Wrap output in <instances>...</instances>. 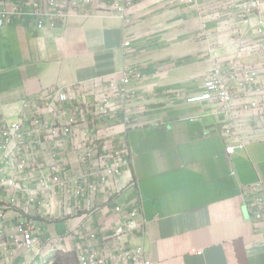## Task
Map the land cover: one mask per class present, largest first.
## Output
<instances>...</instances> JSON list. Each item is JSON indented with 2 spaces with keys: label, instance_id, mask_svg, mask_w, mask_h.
Returning a JSON list of instances; mask_svg holds the SVG:
<instances>
[{
  "label": "crops",
  "instance_id": "crops-1",
  "mask_svg": "<svg viewBox=\"0 0 264 264\" xmlns=\"http://www.w3.org/2000/svg\"><path fill=\"white\" fill-rule=\"evenodd\" d=\"M209 1L172 6L170 0H136L127 23L100 14L95 5L47 21L43 29L32 17L0 27V116L11 121L20 120L23 103L44 88L110 77L125 66L142 73L131 85L145 108L141 124L128 132L133 164L119 179L123 194L113 202L139 196L146 221L126 248L142 246L150 264H264V227L249 215L243 194L245 185L264 179V138L235 149L228 160L212 107L186 101L187 94L203 90L216 64L226 66L231 58L257 70L254 84L264 88V33H258L264 29V0L248 25L227 14L202 15L200 7ZM247 39L258 40V51L236 57L257 47ZM244 102L233 103L235 116L249 113L241 108ZM132 176L136 187H126ZM112 206L72 210L65 217L54 210L43 237L72 230L56 247L15 249L9 231L0 232V264H79L78 247L105 253L104 241L116 253L123 245L112 238Z\"/></svg>",
  "mask_w": 264,
  "mask_h": 264
},
{
  "label": "built area",
  "instance_id": "built-area-1",
  "mask_svg": "<svg viewBox=\"0 0 264 264\" xmlns=\"http://www.w3.org/2000/svg\"><path fill=\"white\" fill-rule=\"evenodd\" d=\"M193 3L196 0H170L172 6ZM261 3L210 0L199 12L227 14L248 25ZM135 4L136 0H108L106 6L100 0H27L21 5L0 0V27L13 18L32 17L43 29L47 21L55 23L77 11H92L95 5L100 14L127 23ZM245 42L257 47L242 49L236 57L258 51V40L257 44L253 39ZM130 44V40L125 42ZM142 77L137 68L125 66L110 77L44 88L36 99L23 103L20 120L0 116V232L9 231L6 237L15 249L33 251L47 243L56 247L68 239L72 230L43 237L45 220L55 217L54 210L65 217L72 210L93 212L112 204L116 213L112 238L123 247L114 254L107 250L109 241H104L105 253L78 247L79 264H150L142 246L126 248L131 235L146 221L139 196L126 204L113 202L123 194L119 179L133 164L128 132L141 124L145 108L131 85ZM257 77V70L231 58L226 66H214L201 92L186 95L188 103L204 102L212 107L228 160L235 149L264 138V97L258 98L264 88L254 84ZM242 98L246 102L241 108L249 113L240 118L234 115L233 103ZM136 185L132 176L126 187ZM243 194L249 215L264 227V179L245 185ZM9 222L12 227L7 228Z\"/></svg>",
  "mask_w": 264,
  "mask_h": 264
},
{
  "label": "rangeland",
  "instance_id": "rangeland-1",
  "mask_svg": "<svg viewBox=\"0 0 264 264\" xmlns=\"http://www.w3.org/2000/svg\"><path fill=\"white\" fill-rule=\"evenodd\" d=\"M208 26L210 27L211 25L209 24Z\"/></svg>",
  "mask_w": 264,
  "mask_h": 264
}]
</instances>
